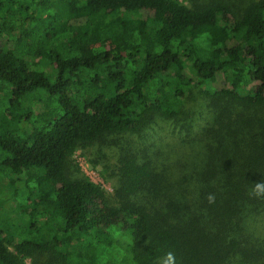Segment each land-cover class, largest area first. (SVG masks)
I'll use <instances>...</instances> for the list:
<instances>
[{"label":"trees","instance_id":"trees-1","mask_svg":"<svg viewBox=\"0 0 264 264\" xmlns=\"http://www.w3.org/2000/svg\"><path fill=\"white\" fill-rule=\"evenodd\" d=\"M190 1L0 0V264H264V0Z\"/></svg>","mask_w":264,"mask_h":264},{"label":"rangeland","instance_id":"rangeland-1","mask_svg":"<svg viewBox=\"0 0 264 264\" xmlns=\"http://www.w3.org/2000/svg\"><path fill=\"white\" fill-rule=\"evenodd\" d=\"M181 2H184L186 4H191L190 0H180ZM83 28L76 26V32L78 34H83ZM185 36H188V33H185ZM90 157H92V154L90 151H85L82 149H79L76 151V153L73 155L71 159V163L74 165H78V167L83 171L86 175H88L92 180L95 182L101 184L103 187H105L110 193L113 192V185L112 182L106 179L109 174H112L111 169L110 171L105 168H103L102 164H92L90 162ZM113 164V163H112ZM113 166V165H111ZM112 168V167H111ZM4 201V195H0V222H4V220L7 221H15L16 219V213H13V211L9 207H3L2 203ZM56 215L51 214L49 216V221H55ZM26 264H31V259H26Z\"/></svg>","mask_w":264,"mask_h":264},{"label":"clouds","instance_id":"clouds-1","mask_svg":"<svg viewBox=\"0 0 264 264\" xmlns=\"http://www.w3.org/2000/svg\"><path fill=\"white\" fill-rule=\"evenodd\" d=\"M256 198L264 197V184L257 183L251 193ZM209 202H214V196L209 197ZM171 256V254H169Z\"/></svg>","mask_w":264,"mask_h":264}]
</instances>
